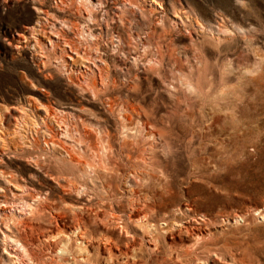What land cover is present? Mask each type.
<instances>
[{
	"label": "rangeland",
	"instance_id": "1",
	"mask_svg": "<svg viewBox=\"0 0 264 264\" xmlns=\"http://www.w3.org/2000/svg\"><path fill=\"white\" fill-rule=\"evenodd\" d=\"M39 1L9 0L4 3L0 0V135H3L0 151L8 150L5 158L0 160V170L17 178L23 184L25 194L40 189L52 190L53 180L49 173L63 174L60 173L62 164L55 163L53 159L44 167L33 168L27 159L36 153L28 151L29 155L16 151L14 147L23 143L20 136L26 134V141L31 144L36 126L32 125L31 131L27 127L19 129L16 135L13 126L8 130L3 128L5 111L13 105L24 111L21 106H25L30 119H39L37 110L28 105V100L46 101L42 98L41 89L48 93L47 97L52 102L75 110V113L69 112L72 119L81 115L76 104L77 93L67 89L66 73L73 64L78 68L87 65L79 56L70 58L63 50L49 55L43 50H35L33 43L29 48L18 49L15 36H21L19 34H23L27 26L36 24L38 20L44 21L37 7L52 9L61 6L67 12L75 10L77 4H83L88 9L106 8L100 1L68 0L67 4L60 0ZM160 2L163 8L159 10L165 14L167 31L170 32L172 24L177 23L182 26L183 32L174 37L170 34L161 37L167 58L157 71H141V64L132 63L136 51L155 53L154 45L149 44L152 38L147 36L148 29L145 27L148 19L137 17L132 24L130 10L126 11L128 20L120 21L115 15L114 7L122 8L132 0H109L111 8H107L108 14L100 13V20L95 23L97 37L109 44V52L125 57L116 65L119 82H124L125 86L118 88L115 101L141 99L142 106L153 117L165 122L164 142L168 146L158 158L155 155L159 165H154L149 169L151 173L145 176L139 170H132V160L121 154L116 158L121 165L109 173H91L82 177L71 174L70 178L82 188L86 187L93 200L92 215L104 204H110L112 216L116 214L128 218L132 213L130 199H134L143 208L145 221L160 224L161 241L157 247L148 250L147 233L134 229L128 236L131 241H126L122 222L108 219L110 231L116 233V245L132 249V261L133 254L137 253L136 259L144 264L175 262L180 248L170 245L186 239L187 231L179 228L191 224L203 231L198 244L189 245L191 252L212 256L209 261L198 263L196 260L195 264H228L233 256L241 257L250 264H264V0ZM51 17L62 19L58 27L62 26L71 33L85 24L71 17H58L56 12H52ZM188 31L193 32L192 37L186 35ZM30 35L36 37L34 32ZM39 37L46 38L42 32ZM118 38L122 43L115 50L112 41L118 45ZM52 47L58 48L56 45ZM60 47L63 49L61 44ZM84 47L90 50V42L86 41ZM39 58L44 66H51L50 69L56 72L50 75L46 70L48 75L44 76L38 68ZM137 70L140 77L135 79ZM116 71L113 70V74ZM129 82L136 86L133 97L132 93L130 97L125 94H128L125 88ZM171 86L178 88V92L171 91ZM185 107L187 113L181 111ZM91 109L98 114L101 104L92 101ZM96 114H91L93 124L98 117ZM100 124L101 129H119L115 116L108 123L101 121ZM128 143L132 144L131 141ZM1 171L0 175L3 174ZM132 172L141 176L137 177L133 192L132 183L126 180ZM55 198L58 204L56 191ZM4 206L11 217L24 222L22 214L27 211L24 202H8ZM57 219L60 223L74 222L65 214ZM49 220L38 233L33 231L35 236L50 231L55 223ZM173 223L177 224L171 228ZM94 225L96 235L101 236L103 224L99 221ZM119 236L122 238L119 239ZM132 238H136L138 243L144 238L143 247L136 245L134 250ZM204 244L210 245L213 250L202 252ZM48 245L49 242L44 241L40 248L49 249ZM116 249L114 247V252ZM104 254L101 253L102 256ZM49 259L51 255H48Z\"/></svg>",
	"mask_w": 264,
	"mask_h": 264
},
{
	"label": "bare ground",
	"instance_id": "2",
	"mask_svg": "<svg viewBox=\"0 0 264 264\" xmlns=\"http://www.w3.org/2000/svg\"><path fill=\"white\" fill-rule=\"evenodd\" d=\"M8 1L3 0L4 3ZM60 1L67 4L68 0ZM90 1H100L104 3L106 8L88 9L89 7L83 4H77L75 10L67 12L61 6L52 9L43 8V6L37 7L38 11L42 13L44 21L38 20L36 24L27 26L24 33L19 34L21 36H15L16 48L18 49L29 48V45L33 43L35 50H43V53L47 52L48 55L63 50L70 58L79 56L87 67L78 68L77 65L73 64L66 73L67 89H72L77 93L76 104L81 110V115L78 114L72 119L69 112L75 110L52 102L47 97L48 93L41 89L42 98L46 101L43 99L40 101L28 100V105L37 110V117L40 120L30 119L25 111V106H21L24 111L17 105H13L5 111L2 120L3 128L8 130L10 126H13L16 135L19 134V129L27 127L31 131L32 125L36 126V132L31 133V144L26 141L27 134L25 136L19 135L23 143L15 146V150L27 154H29L28 151L36 153L27 159V162L35 169L46 166L48 162L51 163L54 159L55 163L62 164L60 173L63 174L49 173L53 180L50 187L52 190L40 189L38 192L25 194L22 190L23 184L19 183L17 178L13 175L7 176L4 171L0 170L3 173L0 175V180H2L0 183V264H102V261L104 264H144L136 259L137 253L133 254L134 259L132 261V249H128V247L123 249L116 245L118 244L114 237L116 233L110 231V226L107 225L109 220L122 222L121 226L123 233L126 234V241H131L128 236L132 235L134 229L147 233L148 250L157 247L161 241L162 229L160 224L156 225L145 221L146 214L141 205L134 199H130L132 213L129 214L128 218L116 214L112 216L109 211L112 208L110 204H104L103 208L94 211V215H92L90 210L93 207V200L88 195L86 187L82 188L75 179L70 178L71 174H79L82 177L91 173H109L116 166L121 165L116 159L121 154H126L127 158L132 160V170H139L148 176L151 173L149 169L154 165H159L156 157L158 158L160 152L168 146L164 142L165 122L153 117L149 110L142 106L141 99L135 101L132 98L130 101L127 98V100L124 99L123 102L119 103L115 101L118 88L125 86L124 82H119V73L116 71L119 68L116 65L124 61L125 57L120 53L112 55L113 51L109 52L108 50L109 44L102 42L100 37H97L99 34L95 32V23L100 20L98 15L100 13L108 14L107 8L111 6L109 0ZM159 8H163L160 0H132V3L125 4L122 8L114 7L115 15L120 21L129 19L126 16L127 10L132 12V24L137 17L148 19L145 27L148 29L147 36L152 38L149 44L154 45L156 50L155 53L136 51L132 56V63L141 64V71H157L160 65L166 61L167 55L162 48V36L170 34L171 37H174L183 32L182 26L177 23H173L171 31L168 32L165 14ZM52 12H56L58 17H71L85 24L78 27L77 32L75 30L71 33L62 26L58 27L62 19L51 17ZM32 32L36 33V37L33 38L30 35ZM41 32L45 34L46 38L39 37ZM192 34L193 32L188 31L186 35L192 37ZM120 40L118 38V42L116 41L118 45L114 43V40L112 41L115 50L117 46H121L122 40ZM86 41L90 42V50L86 49V46L84 47ZM144 43L148 42L144 40ZM53 45L58 46V48L52 47ZM102 51L106 53H102ZM50 67L44 66L41 58L38 59V68L44 76L48 75L46 70H49L50 75L56 72ZM130 67L131 63L128 64V68ZM113 70L116 71V76L113 74ZM57 71L59 70L57 69ZM139 77L140 72L137 70L134 78ZM128 84L125 88V92L128 94H125L130 97L132 93L133 97L136 86L130 82ZM177 89L175 86H171V91L174 92ZM92 101L101 104V112L98 113L101 117L91 109ZM181 111L187 113V107L185 110L181 108ZM91 114L98 116L95 119V124L91 123ZM181 115L183 114L181 113ZM112 116L118 118V131L109 128L101 129V121L108 123ZM2 139L3 135H0V140ZM129 141H131V145L128 143ZM7 153V149L1 150L0 160L4 159ZM126 177V180L132 183V192L135 191L133 185L138 182L137 180L141 176L132 172ZM55 191L59 198L58 204H56ZM17 201L26 204L27 211L22 214V220L25 218L24 222L16 220L15 217H11L6 212L4 205L8 202L15 203ZM1 203L3 204L1 205ZM59 211L64 212L67 217H72L74 222L70 224L60 223L57 218L64 216V214ZM110 216L112 217L110 218ZM50 217H52L51 220L54 221L55 225L51 227L49 232L44 233L43 231L42 235L37 234L35 236L33 231L38 233L41 228L45 227ZM99 221L103 224L101 236L95 233L94 224H98ZM176 224L173 223L171 228H174ZM21 227L24 229L22 230ZM164 229L168 230L167 227ZM179 229L181 231L186 230L188 236L186 239L170 245L174 248H180L177 251L178 259L175 262L165 264H195L196 260L198 263H203L212 259V256L205 257L198 255L197 252H193L194 257L189 248V245L196 246L198 244L203 233L200 227L187 224L182 225ZM131 231L132 233H130ZM121 238L122 236H119V239ZM44 241L49 242L47 246L49 249L40 248ZM142 241L144 242V238ZM143 242L138 243L136 238H132L134 250L136 245L141 244L140 247H143ZM96 243L98 244L96 245ZM126 245L129 246V243ZM114 247L117 248L115 252ZM201 249L202 252L213 250L208 244L202 245ZM101 253H105L104 256ZM221 253L224 255V252ZM48 255H51L49 260ZM121 256H123L122 259H120ZM228 264L250 263L241 257L233 256L232 261Z\"/></svg>",
	"mask_w": 264,
	"mask_h": 264
}]
</instances>
